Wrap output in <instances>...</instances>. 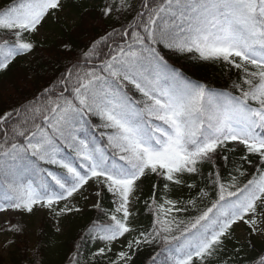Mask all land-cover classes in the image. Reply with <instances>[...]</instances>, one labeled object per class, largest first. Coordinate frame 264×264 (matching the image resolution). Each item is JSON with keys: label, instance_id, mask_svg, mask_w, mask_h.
<instances>
[{"label": "snow or ice", "instance_id": "6c2138e0", "mask_svg": "<svg viewBox=\"0 0 264 264\" xmlns=\"http://www.w3.org/2000/svg\"><path fill=\"white\" fill-rule=\"evenodd\" d=\"M63 8L0 9V72L41 47L34 37ZM91 10L103 33L75 52L64 43L40 89L0 113V212L46 211L58 234L90 203L96 217L65 264H136L145 249L147 264H264V0H96ZM173 57L216 65L231 83L193 79ZM149 177L158 183L143 225ZM2 230L15 234L5 247L24 231ZM50 246L42 234L30 264H46Z\"/></svg>", "mask_w": 264, "mask_h": 264}, {"label": "trees", "instance_id": "16d2710c", "mask_svg": "<svg viewBox=\"0 0 264 264\" xmlns=\"http://www.w3.org/2000/svg\"><path fill=\"white\" fill-rule=\"evenodd\" d=\"M12 3L13 0H0V9ZM94 3L96 0H64V8L77 17L74 23L67 22L59 12L55 16L47 17L45 26L51 34L42 40L34 37L41 47L37 48L31 56L18 58L8 71L0 72V113L10 110L12 106L17 105L26 97L30 98L40 89L47 79V74L54 72L56 65L64 62L63 58L66 55L62 47L64 43H70L75 52L83 49L93 37H98L103 33L104 22L99 19L97 12L85 11V8H90ZM173 62L181 66L193 79L202 80L214 87L227 88L231 83V80L225 77L221 68L216 65L203 64L185 57H173ZM253 171L254 169L249 168L250 173ZM157 183L155 177H149L143 181L140 215L137 217V222L140 224L147 225L150 220V217L144 214L143 199L151 194L153 185ZM186 193L185 189L183 194ZM103 206L110 207V198L104 200ZM95 217V210L91 209V206L87 207L80 214L68 216L62 232L57 234L52 218L43 216L34 239H31L26 231L24 222L18 223V220L13 219L11 224L16 222L21 225L24 229L23 235L16 237L17 242L10 245L6 258L0 257V264H30L33 257L31 250L36 248L42 234L51 239V246L47 248L42 259L46 264H65V254L71 251L73 242ZM4 232L10 238L15 235L9 231ZM233 239L243 243L246 236L241 238L234 232ZM233 246L232 242H228L229 249ZM25 248L29 249L27 253L23 251ZM261 248H264V242L257 240V251ZM116 250L118 249L114 248V251ZM150 254V250L145 249L136 258V264H147Z\"/></svg>", "mask_w": 264, "mask_h": 264}, {"label": "rangeland", "instance_id": "374dc122", "mask_svg": "<svg viewBox=\"0 0 264 264\" xmlns=\"http://www.w3.org/2000/svg\"><path fill=\"white\" fill-rule=\"evenodd\" d=\"M19 2V1H17ZM60 15L69 23H74L77 21V17L69 13L67 9L63 8L62 11H59ZM51 34V31H48L45 26V22H43L42 28H40L39 33L35 36V38H38L40 40L45 39ZM21 58H26V57H21ZM81 207L83 209L90 207V203L85 205L84 201H80ZM43 216H49L51 217L46 211H34L33 214L27 215V214H22L20 212H15V211H8V212H0V257L1 258H6L8 251L10 249V245L5 247V241L10 239V237L4 232L3 227L5 226V222L7 221L8 223L11 224V221L13 219L18 220V223L24 222L26 224V231L30 234L31 237H34V233L36 232V229L39 225V221ZM52 218V217H51ZM68 217H66L61 223H62V228L66 222ZM53 220V218H52ZM54 221V220H53ZM55 222V221H54ZM17 224L16 222H14ZM234 230L236 234L244 238L246 235L245 233L247 232V229L245 226L241 225L239 227L234 226ZM3 264H8V263H3Z\"/></svg>", "mask_w": 264, "mask_h": 264}]
</instances>
